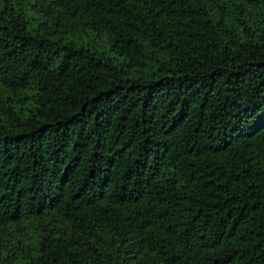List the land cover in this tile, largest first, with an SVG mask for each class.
Segmentation results:
<instances>
[{
	"label": "trees",
	"instance_id": "16d2710c",
	"mask_svg": "<svg viewBox=\"0 0 264 264\" xmlns=\"http://www.w3.org/2000/svg\"><path fill=\"white\" fill-rule=\"evenodd\" d=\"M0 264H264V0H0Z\"/></svg>",
	"mask_w": 264,
	"mask_h": 264
}]
</instances>
